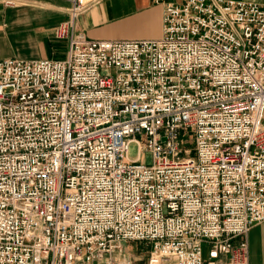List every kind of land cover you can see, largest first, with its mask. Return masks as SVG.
<instances>
[{
    "label": "built area",
    "instance_id": "1",
    "mask_svg": "<svg viewBox=\"0 0 264 264\" xmlns=\"http://www.w3.org/2000/svg\"><path fill=\"white\" fill-rule=\"evenodd\" d=\"M68 1L65 58L0 59V264H250L264 4L166 2L161 37L114 40L77 31L88 3Z\"/></svg>",
    "mask_w": 264,
    "mask_h": 264
},
{
    "label": "crops",
    "instance_id": "2",
    "mask_svg": "<svg viewBox=\"0 0 264 264\" xmlns=\"http://www.w3.org/2000/svg\"><path fill=\"white\" fill-rule=\"evenodd\" d=\"M77 31L91 39L142 40L162 36L163 7L182 0H86ZM263 5L264 0H245ZM68 0H0V59H63L65 38L53 28L69 19ZM236 238L234 242L236 243ZM250 264H264V221L247 233ZM138 252V251H137ZM137 252H134L137 254ZM140 253V251H139ZM142 262V260H141Z\"/></svg>",
    "mask_w": 264,
    "mask_h": 264
},
{
    "label": "rangeland",
    "instance_id": "3",
    "mask_svg": "<svg viewBox=\"0 0 264 264\" xmlns=\"http://www.w3.org/2000/svg\"><path fill=\"white\" fill-rule=\"evenodd\" d=\"M193 144H192V131H189L188 130L186 131V134H185V144H184V147L188 148V147H191ZM137 155V145L135 143H131L129 145V150H128V153H127V156L129 159H134ZM141 160L142 162L146 163V164H151V156L149 155V153L147 152H144L142 154V157H141ZM127 247L129 249H133L134 252H137V254H135V256H141V258H145V251L146 249H144V245L142 243H137V242H130V243H127ZM139 251H141L139 253Z\"/></svg>",
    "mask_w": 264,
    "mask_h": 264
}]
</instances>
